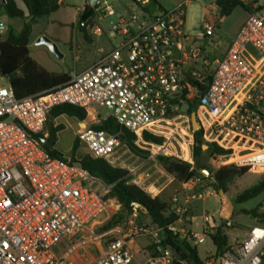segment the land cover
<instances>
[{
    "label": "built area",
    "instance_id": "1",
    "mask_svg": "<svg viewBox=\"0 0 264 264\" xmlns=\"http://www.w3.org/2000/svg\"><path fill=\"white\" fill-rule=\"evenodd\" d=\"M103 1L104 17L114 16L116 12L106 0H99L94 12ZM133 1L145 9L149 19L137 29L121 19L111 34L121 37L118 46L110 52L100 49L101 59L66 84L23 99L16 97L10 85L0 86V264H69L91 242H102L105 253L90 264H132L131 245L138 237L147 241L142 251L144 264H196L190 253L183 258L164 245L165 241L172 235L197 248L210 240L209 233L218 226L212 217H205L204 231L195 229L192 203L209 196L196 192V177L183 184L182 196L173 199L170 209L177 218L166 228L139 224L135 210L127 220L102 230L111 210H118L121 204L105 198L107 186L101 179L79 164L51 157L39 141L56 107L69 104L94 109L102 119L113 117L136 135L134 145L147 150L151 159L163 154L191 163V157L168 152L165 142H147L143 134L162 136L166 125L188 117L182 106L191 107L195 102L210 114L219 143L232 137L244 142L240 146L258 150L235 164L249 165L254 172L264 168V65L254 66L245 55L250 47L264 62V9L248 12L221 57L211 59L206 46L196 45V38L210 42L222 17L207 19L199 35L192 37L185 31V8L192 0L172 11L156 12L147 8L153 0ZM133 21L138 19L133 17ZM5 28L1 22L0 32ZM89 29L98 37L105 34L95 19ZM105 109L108 115H103ZM189 127L194 145L195 132ZM77 137L94 158L115 168H122L126 156H135L121 133L84 127ZM140 170L131 169L126 178L148 192L138 175ZM218 259L220 264H264V222L258 219L246 237Z\"/></svg>",
    "mask_w": 264,
    "mask_h": 264
},
{
    "label": "rangeland",
    "instance_id": "2",
    "mask_svg": "<svg viewBox=\"0 0 264 264\" xmlns=\"http://www.w3.org/2000/svg\"><path fill=\"white\" fill-rule=\"evenodd\" d=\"M3 1L0 0V23H4L5 30L0 32V36L3 41L8 38L11 30L21 32L24 28V23L27 21V11L23 4H18L19 8L24 11V18L11 19L5 13L3 9ZM116 12L114 16L104 17L106 5L103 4L99 7V11L95 12V25L99 26L104 31V36L98 37L90 34V38L94 41L89 43L81 31L77 28L78 14L85 6H90L91 0H63V5L52 15L39 19L32 25V33L30 39V55L47 71L55 74H69L75 75L77 72H81L93 65L101 59L103 54L99 51L104 49L106 52H110L115 49L121 41V37H112V32H115L113 26L119 24L121 19H125L130 22L132 27L137 29L139 24L144 23L149 19L148 13L140 5L136 4L133 0H106ZM159 7H162L166 11H172L181 5L185 0H154ZM218 0H192L185 8L186 11V34L192 37H196L202 30V25L207 19L221 18V13L217 7ZM248 4L257 3L259 8L264 9V0H245ZM133 17L138 19V22L133 21ZM248 18V12L238 7L228 17L223 18L222 22L218 24V30L209 41H202L196 38L197 46H206L207 53L211 56V59L220 58L228 45L235 39L239 30L244 25ZM41 37H47L54 41L63 58L55 56L47 46L37 45V42ZM247 59L256 67L264 65L261 57L249 47L245 53ZM0 86H9V80L7 78L0 77ZM241 97V95H239ZM87 118L84 121H80L77 118L69 117L67 115L60 116L51 124L54 126H63L64 129L57 134L55 142V149L69 157L72 153L75 140L77 138V132L84 127L93 129L94 125L101 122V114L94 110H86ZM194 112L197 114V118L203 125L205 132L204 145L207 149L202 153L200 157V164L198 168L201 175L197 176L198 182L196 187L197 193L208 192L209 196L202 199L194 200L192 203L191 216L194 217L195 229L203 232L205 229V217H212L216 224L223 223L220 218V210L222 206L221 198L213 189V182L208 178L213 172L214 164L219 162L221 164H232L236 160L247 158L257 152V149L248 146H238L235 148L234 153L227 157H214L212 159V152L209 149V144L219 143V139L213 133L210 114L203 107H197ZM109 110H103V115H108ZM190 119L183 116L181 119L176 120L171 125H166L167 128L163 129L165 137L166 148L168 152L174 153L189 159L194 162V145H191L190 136L192 131L190 129L191 122H187ZM49 123L47 122L43 135L48 137L49 135ZM141 150V149H140ZM149 153L147 150H142ZM88 148L85 144H81L78 149V154L88 153ZM135 154L134 157L126 156L124 163L121 164L122 169L131 173V169L141 167L138 175L143 180V186L148 189V193L151 196H158L167 205L172 204L174 198L182 196L185 192L183 183L176 179L174 176L169 175L162 167L157 156L154 160L151 159L150 154ZM163 155V154H160ZM191 162V163H192ZM239 162V161H238ZM254 172L250 170L243 177L236 178L234 182L229 186L228 195L234 203V213L230 222V228L228 233L231 236L232 241L242 240L246 232H249L252 226L256 225V218L251 215H247L244 211H251L258 208L259 213H264V193L244 204H236L237 197L247 189L253 187L259 181L264 179V168H257ZM203 171H208L210 175L203 176ZM206 173V172H205ZM130 180H134L131 176ZM107 186V192L111 186ZM121 210V207L111 210V216L107 219V224L117 215ZM129 216L124 217L120 222L127 220ZM137 222L139 224L147 225L151 223V218L143 211H138ZM119 222V223H120ZM115 226V225H114ZM112 226L111 228H113ZM110 228V229H111ZM147 241L145 238L138 237L132 243L131 247L135 254V259L132 264H144L146 255L142 253L145 250ZM104 246V244H103ZM197 251L204 261L217 260V253L210 240L203 245L197 247ZM101 254V247L98 245H89L86 249L80 251V256L83 257V261H87L91 257H97ZM71 264V263H69Z\"/></svg>",
    "mask_w": 264,
    "mask_h": 264
},
{
    "label": "trees",
    "instance_id": "3",
    "mask_svg": "<svg viewBox=\"0 0 264 264\" xmlns=\"http://www.w3.org/2000/svg\"><path fill=\"white\" fill-rule=\"evenodd\" d=\"M18 4H23L25 6L28 14L27 21L24 23V28L21 32L18 33L15 30H11L5 41H3L0 36V77L7 78L16 97L18 99H23L64 85L71 80L72 76L67 73L55 74L47 71L31 57L29 50L32 25L39 19L54 14L63 5V2L60 0H4L3 9L9 18H24V11L19 8ZM216 4L222 18L230 16L238 7L244 8L247 12L253 10L252 7L247 5L243 0H218ZM92 17L95 18V12L89 11V6H86L79 14L78 30L81 31V22H85ZM197 107V103L194 102L191 104L193 110H190L188 114L189 117ZM63 115L84 121L87 118V111L84 108L69 104L54 108L50 112L48 118V121H50L49 135L48 137L44 135L41 136L45 140V142L42 143V147L51 157L59 158L70 165L79 164L90 172L92 176L101 179L106 185L111 186L108 193L105 194V198L116 199L121 204V210L108 224L106 223L102 227V230L110 229L124 217L133 214L135 210L143 211L149 215L151 223L147 224V226L166 228L176 220L177 216L171 212L170 205H167L158 196L149 195L139 186L128 183L126 177L129 172L127 170L112 167L105 160L94 158L89 152L79 155L77 152L82 143L78 137L75 140L72 153L69 157L58 152L55 149V142L57 134L63 130L64 127L54 126L51 124V121ZM92 128L112 134L121 133L126 136V141L131 146L133 152L137 154H149L134 145L133 142L136 140V135L122 128L113 117L102 119L99 124L94 125ZM143 136L144 140L147 142H154L158 145H162L165 142V137L160 135L144 132ZM204 137V129L195 132L193 163H186L173 157L160 155L158 159L165 171L183 184L201 175L198 165L200 164V157L205 151ZM243 144V141L230 137L226 141L212 143L208 146L212 152V159L214 160V157L231 156L235 148ZM250 170L251 168L249 165H237L235 163L224 165L216 162L213 172H211L208 179L213 182V185H217L219 189H223L228 193L229 186L234 180L245 176ZM263 193L264 179L240 194L235 203H247L261 196ZM244 213L259 219L260 222H264V213L260 214L258 208L251 211H244ZM229 228L227 223H219L214 232L209 233V238L215 248L217 258L226 250H233L236 247L237 242L232 241L228 233ZM164 245L174 248L183 258H188L190 253V258L194 260L196 264H204V260L201 259L197 248H191L189 245L177 241L172 235L168 236Z\"/></svg>",
    "mask_w": 264,
    "mask_h": 264
},
{
    "label": "water",
    "instance_id": "4",
    "mask_svg": "<svg viewBox=\"0 0 264 264\" xmlns=\"http://www.w3.org/2000/svg\"><path fill=\"white\" fill-rule=\"evenodd\" d=\"M99 0H91L90 6H89V11H94L95 6L97 5ZM147 8L151 11V12H156L157 10L159 11H163L164 9L162 7H159L158 4L155 1H152L150 4H148ZM94 17L88 19L85 22H81L80 23V27H81V32L84 35V38L90 43L92 42V38L88 37L89 36V27L92 25V23L94 22ZM37 45H44L47 46L49 48V50L58 58H63V55L60 53L57 44L52 41L51 39L47 38V37H41L39 39V41L37 42ZM182 112H184L185 114H189L191 107L190 105L186 104L183 105L181 108ZM191 122H192V127L194 132H198L202 130V125L200 123V121L197 118V114L196 112H192L191 113ZM122 139L126 140V136L122 135ZM39 141L41 143H44L45 140L40 137ZM207 147L204 146V150H206ZM206 172V173H205ZM203 176L206 177V175H210V173L208 171H203ZM213 189L214 191L219 195V197L221 198V202H222V206H221V210H220V218L223 220V222H228L232 219L233 213H234V203L233 201L230 199L229 195L223 190V189H219L217 185H213ZM190 255V254H189ZM216 264H220V260L218 259Z\"/></svg>",
    "mask_w": 264,
    "mask_h": 264
},
{
    "label": "crops",
    "instance_id": "5",
    "mask_svg": "<svg viewBox=\"0 0 264 264\" xmlns=\"http://www.w3.org/2000/svg\"><path fill=\"white\" fill-rule=\"evenodd\" d=\"M61 2H63V0H60ZM247 5H250L251 7H252V9H255V8H259V6H258V4L257 3H254V4H248L245 0H243ZM82 11H83V9H82ZM81 11V12H82ZM80 12V13H81ZM79 13V14H80ZM79 14H78V18H79ZM212 20V19H211ZM223 20V19H222ZM77 23H78V19H77ZM90 34H92V32H91V30L89 29V36H90ZM104 36V35H103ZM30 39H31V37H30ZM94 40L92 39V42H93ZM91 43V42H90ZM29 46H30V44H29ZM100 51V50H99ZM80 72V71H79ZM258 220V219H257ZM257 220H256V222H257ZM248 234V232H246V234L244 235V237L242 238V239H244L245 237H246V235ZM236 242H239V241H241V240H235ZM92 244H94V245H98L99 247H101V254L99 255V256H97V257H91L90 259H88L87 261H83V257H80V258H74L73 260H72V262H71V264H90V263H92L94 260H96L97 258H99L100 256H102L104 253H105V248H104V246H103V243L102 242H96V243H94V242H91V243H89L86 247H84L83 249H86L89 245H92ZM83 249H81V250H83Z\"/></svg>",
    "mask_w": 264,
    "mask_h": 264
},
{
    "label": "flooded vegetation",
    "instance_id": "6",
    "mask_svg": "<svg viewBox=\"0 0 264 264\" xmlns=\"http://www.w3.org/2000/svg\"><path fill=\"white\" fill-rule=\"evenodd\" d=\"M191 110H193V108H191ZM189 117V116H188ZM190 119V122H191V116L189 117ZM199 120V119H198ZM201 123V122H200ZM191 125H192V122H191ZM201 125H202V123H201ZM202 129H203V125H202Z\"/></svg>",
    "mask_w": 264,
    "mask_h": 264
}]
</instances>
